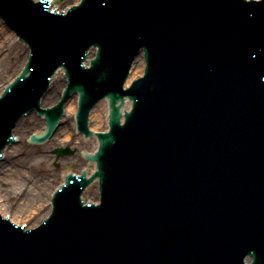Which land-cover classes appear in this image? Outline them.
<instances>
[{
    "label": "water",
    "instance_id": "obj_1",
    "mask_svg": "<svg viewBox=\"0 0 264 264\" xmlns=\"http://www.w3.org/2000/svg\"><path fill=\"white\" fill-rule=\"evenodd\" d=\"M240 1L83 0L63 16L48 11L49 0H0V15L33 50L31 76L22 73L0 102V130L8 124L0 151L23 110L57 101L61 68L44 88L60 64L86 108L103 94L111 105L136 98L122 128L114 108L92 157L101 205L82 206L87 180L72 176L40 227L24 231L0 217V264H245L247 255L264 264V5L253 16L257 4ZM92 44L106 45V58L83 70ZM141 46L147 75L122 90ZM108 60L115 67L104 83ZM144 64L140 51L125 86ZM62 102L46 110L47 131L33 139L51 135Z\"/></svg>",
    "mask_w": 264,
    "mask_h": 264
},
{
    "label": "rangeland",
    "instance_id": "obj_2",
    "mask_svg": "<svg viewBox=\"0 0 264 264\" xmlns=\"http://www.w3.org/2000/svg\"><path fill=\"white\" fill-rule=\"evenodd\" d=\"M16 42L18 44L16 43V46L9 50L10 55H5L7 56L5 59L1 57L0 53V69L2 63L9 67V69L0 70V85L2 84L3 87L17 74H19L27 59H24L25 48H27L26 45L18 40H16ZM18 48L21 51L17 56L16 53ZM1 91L2 89L0 88V92ZM34 119H36L37 122H35V120L28 121V119L25 121L28 127H24L26 124L23 122L19 127L14 129V135L17 140L15 143L8 146L4 151V157L0 160V175L2 174L1 172L6 171L7 169H19L29 176L27 178L25 176L19 178L25 189L34 181L38 182V180L45 182L46 186L53 187L54 189L63 182V176L65 173H79V171L85 169L83 168V165L86 161L83 157V153H89L93 150L95 140L94 138H84L85 141H83L84 139L81 140L79 146L74 148L71 144H59L56 140L60 136L59 134L45 143L32 144L28 141L29 135L38 131L39 128L41 129L44 127V120L41 117L36 114ZM61 120L60 126L63 127L65 124V128L62 129L65 131L70 129L73 132L71 141H76L78 132L76 130L73 117H64ZM57 148L69 149L70 153L57 155L55 153ZM74 155L78 157L77 160L74 159ZM90 166L91 165H88L85 170H88V167ZM92 185L91 189L95 190V187L97 188V184L94 183ZM10 186L11 182H0V196L3 202L8 205L9 209L13 212L16 210L19 201L23 198V193L14 197L12 195L13 190ZM93 198L95 199V197H92L91 199ZM46 211L47 208L42 210L40 213L31 216V219L26 220V223L24 224L29 227L38 225L44 218ZM7 216H9V214H7Z\"/></svg>",
    "mask_w": 264,
    "mask_h": 264
},
{
    "label": "bare ground",
    "instance_id": "obj_3",
    "mask_svg": "<svg viewBox=\"0 0 264 264\" xmlns=\"http://www.w3.org/2000/svg\"><path fill=\"white\" fill-rule=\"evenodd\" d=\"M16 35L14 32H12L8 27H6L2 21L0 20V53L1 57L5 59L8 55H10V51L13 47L16 46ZM18 44V43H17ZM25 57L24 59L27 58L28 56V49L25 48ZM20 49L18 48V51L16 55L18 56L20 54ZM24 52V51H23ZM7 55V56H5ZM23 59V60H24ZM9 69V67L2 63L1 64V69ZM2 84L0 85V88H2ZM77 95L76 93L73 94L72 97H70L67 101V104L64 107V114L62 116V119L64 117H73L77 111ZM36 114L31 111L28 112L27 115L20 117L17 119L14 123V126L12 128V132L14 133V129L19 127L21 123H25V121L28 119L29 120H35L34 116ZM107 115H108V108H107V100H101L96 106H94L90 113H89V122H88V127L94 131H105L106 127V122H107ZM61 119L58 123V128L55 129L54 133L49 137L48 141H50L52 138H54L56 135L60 136L58 139H56L59 144H71L74 148L78 147L80 144V141L84 139L82 134H78L76 137V141L72 142V136L73 132L68 129L67 131L63 130L62 128H65V124L63 127L60 126ZM26 124V123H25ZM67 124V123H66ZM104 126V127H103ZM24 127H28L26 124ZM44 128V127H43ZM43 128H39L38 131L36 132H42ZM85 141V139L83 140ZM47 142V141H46ZM72 142V143H70ZM96 149V145L94 147ZM77 156L74 155V159L77 160ZM86 169L88 164L84 162L83 165ZM93 165L88 167V174L92 171ZM2 174L0 175V182H11V188L13 190V196L17 197L18 195H21L23 193V198L19 201L16 210L13 212L9 209V206L6 205L3 200L1 199L0 196V212H2L4 217H7V214H9L8 217H10V220L12 222L17 223V224H24L26 223V220L31 219V216L36 215L37 213H40L42 210L47 208L46 213L44 214V217L49 213L50 211V206H49V201L51 198V195L53 193V187L46 186L45 182H41L38 180L34 181L31 185H29L26 189L23 187V184L20 182L22 176L24 177H29L26 173H23V171L19 169H7L6 171L1 172ZM87 174V175H88ZM25 182V181H24ZM21 183V184H20ZM10 184V183H9ZM92 184H90L82 193L81 197H83L84 202H87L88 200H97V188L95 187V190H92ZM92 197H95V199H91ZM29 227L28 225L25 226Z\"/></svg>",
    "mask_w": 264,
    "mask_h": 264
}]
</instances>
